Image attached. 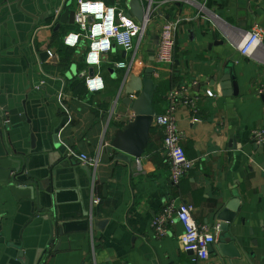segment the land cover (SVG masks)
<instances>
[{
  "label": "crops",
  "instance_id": "obj_1",
  "mask_svg": "<svg viewBox=\"0 0 264 264\" xmlns=\"http://www.w3.org/2000/svg\"><path fill=\"white\" fill-rule=\"evenodd\" d=\"M104 1L131 14V0ZM197 1L206 9L196 20V8L178 1L161 9L155 38L131 67L117 63L131 64L133 52L115 47L104 55L95 72L105 89L91 93L89 40L67 46L79 29L56 19L76 12L80 0H0V264H264V144L254 141L264 127V34L251 57L239 52L254 26L264 31V0ZM173 18L183 20L174 64L157 63L156 54L151 62L160 26ZM151 66L156 114L165 113L175 87L186 86L196 101L176 111L182 148L195 163L178 186L163 130L153 127L140 159L117 160L112 146L133 119L128 99L139 95ZM81 155L100 164H84ZM171 202L193 205L199 225L219 226L208 261L194 262L182 248L175 217L165 237L154 233L153 220ZM224 210L235 216L229 233L236 239L225 256Z\"/></svg>",
  "mask_w": 264,
  "mask_h": 264
},
{
  "label": "built area",
  "instance_id": "obj_2",
  "mask_svg": "<svg viewBox=\"0 0 264 264\" xmlns=\"http://www.w3.org/2000/svg\"><path fill=\"white\" fill-rule=\"evenodd\" d=\"M144 7V18L141 22L133 18L128 10L119 5H109L104 0H80L75 23L79 32L70 33L65 38V44L69 47H76L81 37L89 40L90 50L86 57V63L94 71L87 80V87L91 93L102 92L105 89V81L102 75L95 72L100 67L104 55L109 54L115 47L126 53H135L131 64L118 62L117 67L126 69L131 67L136 60L137 51L149 39L150 33L155 27V18L158 14H163L161 9L178 1L182 5H189L196 8V14L192 20L199 18L200 14L205 12V3H199L197 0H139ZM102 4L100 12H87L83 10V5ZM111 10V11H110ZM111 15V21L108 20ZM100 18H97V17ZM130 21V25H125L124 20ZM181 18H173L164 21L159 29L158 46L155 50L156 61L159 64L173 65L175 61V48L177 44V35L182 23ZM109 23L111 26L109 27ZM155 30V29H154ZM264 31L254 26L246 34L239 52L243 57H251L256 49L262 44ZM70 36H75L74 43H67ZM106 41L107 47H99L101 42ZM96 55L95 62H89L93 55ZM52 57V53L49 52ZM264 75V74H263ZM99 81L103 87L93 86ZM186 86L175 87L168 92L166 100L168 102L165 113L156 114L153 125L164 132V151L170 164L171 182L178 186L182 180L194 168L195 163L189 160L182 148L181 142L184 138L179 131L176 123V111L180 105L195 108L196 101L187 92ZM262 94L264 93V83L262 84ZM208 95H212L210 91ZM254 141L257 144H264V127L254 132ZM80 160L87 165L97 167L100 164L98 158H92L87 155H81ZM196 209L193 205L185 202L175 204L169 203L162 212L155 217L152 222L154 233L157 237H165L169 232V225L174 217L179 220L183 226V232L179 237L182 248L187 252H193L194 262H205L210 258V247L218 241L219 226L210 228L207 225H199L194 213ZM175 215V216H174Z\"/></svg>",
  "mask_w": 264,
  "mask_h": 264
},
{
  "label": "water",
  "instance_id": "obj_3",
  "mask_svg": "<svg viewBox=\"0 0 264 264\" xmlns=\"http://www.w3.org/2000/svg\"><path fill=\"white\" fill-rule=\"evenodd\" d=\"M129 5L131 11L130 15L135 17L137 21L141 22L145 14L144 7L142 6L141 2L139 0H131ZM75 14L76 12L74 11L66 10L64 13L56 17V19L59 20V23L61 24L63 22H67L70 18L71 23H73L75 21ZM60 24L57 25V29L60 27ZM150 52V60L151 62H155V48L150 49ZM124 53L126 54L125 51ZM46 55H48V53L42 54V59H45ZM154 72L155 68L153 66L148 67L146 69L139 95L135 99H128L127 106L134 116L129 123H127L118 131H116L114 135L112 146L116 150L117 154L115 156V159L117 160L129 162L131 158L140 159L143 157L146 150L148 149L151 140V131L154 127L153 122L156 115L154 99L158 90V84L155 83V80L153 78ZM225 80H228V78H225ZM228 86L229 85H227V87ZM223 87H226V85L224 84ZM10 124L11 120H5L3 125L9 126ZM32 139H34V136H32ZM57 142L58 141L56 140V143ZM55 155L56 154L51 155L52 161L56 160L57 157ZM57 155L60 156L61 154L57 153ZM85 171L89 177H92L93 172L90 168H85ZM41 189H43L42 186ZM47 191L51 192L50 190ZM45 206L46 204H44V207ZM234 218L235 216L233 215V213H230L228 210H224L219 215V219L223 221V224H221V230L225 232L221 236V245L219 247L223 256L226 255L223 253L224 249L227 248L226 246L230 245V247H233L236 242V239L229 233L230 224L233 222ZM213 246L214 245L210 247V253H213L214 251ZM235 255L238 254H232L227 256L233 258L236 257ZM39 261L40 260H38V262Z\"/></svg>",
  "mask_w": 264,
  "mask_h": 264
},
{
  "label": "clouds",
  "instance_id": "obj_4",
  "mask_svg": "<svg viewBox=\"0 0 264 264\" xmlns=\"http://www.w3.org/2000/svg\"><path fill=\"white\" fill-rule=\"evenodd\" d=\"M82 7H83V10H84V11H87V12H90V13H92V12H96V13H98V12H100V11L102 10L103 5L100 4V3L95 4V5H93V4H87V5H83ZM110 11H111V10H110ZM97 18H100V17L98 16ZM108 20L111 21V15L109 16ZM130 23H131V22L128 21L127 19L124 20V24H125V25H130ZM110 26H111V24L109 23V27H110ZM75 40H76V37H75V36H70L69 39H68V41H67V43H74ZM99 47H101V48H103V47H107V43H106V41L101 42V45H99ZM95 60H96V55L94 54V55L91 57V60H90L89 62H90V63H91V62H95ZM93 86H95V87H103V85H102L99 81H97Z\"/></svg>",
  "mask_w": 264,
  "mask_h": 264
},
{
  "label": "rangeland",
  "instance_id": "obj_5",
  "mask_svg": "<svg viewBox=\"0 0 264 264\" xmlns=\"http://www.w3.org/2000/svg\"><path fill=\"white\" fill-rule=\"evenodd\" d=\"M153 38H155V31L154 30L152 31V34L150 33V39H153ZM139 54L141 55L142 51H140Z\"/></svg>",
  "mask_w": 264,
  "mask_h": 264
},
{
  "label": "trees",
  "instance_id": "obj_6",
  "mask_svg": "<svg viewBox=\"0 0 264 264\" xmlns=\"http://www.w3.org/2000/svg\"><path fill=\"white\" fill-rule=\"evenodd\" d=\"M156 94H157V92H156Z\"/></svg>",
  "mask_w": 264,
  "mask_h": 264
}]
</instances>
